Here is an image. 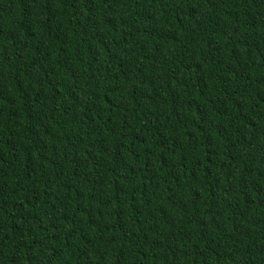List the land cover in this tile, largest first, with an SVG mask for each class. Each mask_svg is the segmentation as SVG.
<instances>
[{"label": "trees", "instance_id": "1", "mask_svg": "<svg viewBox=\"0 0 264 264\" xmlns=\"http://www.w3.org/2000/svg\"><path fill=\"white\" fill-rule=\"evenodd\" d=\"M0 264H264V0H0Z\"/></svg>", "mask_w": 264, "mask_h": 264}]
</instances>
